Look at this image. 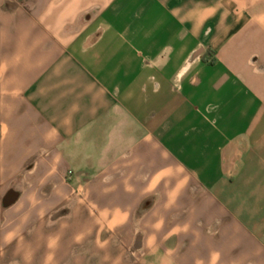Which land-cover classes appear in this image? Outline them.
Segmentation results:
<instances>
[{
    "label": "crops",
    "instance_id": "1",
    "mask_svg": "<svg viewBox=\"0 0 264 264\" xmlns=\"http://www.w3.org/2000/svg\"><path fill=\"white\" fill-rule=\"evenodd\" d=\"M1 256L264 264V0H0Z\"/></svg>",
    "mask_w": 264,
    "mask_h": 264
},
{
    "label": "water",
    "instance_id": "2",
    "mask_svg": "<svg viewBox=\"0 0 264 264\" xmlns=\"http://www.w3.org/2000/svg\"><path fill=\"white\" fill-rule=\"evenodd\" d=\"M18 197H19L18 193L14 191L9 192L5 197L4 205L6 207L13 205L18 200Z\"/></svg>",
    "mask_w": 264,
    "mask_h": 264
},
{
    "label": "rangeland",
    "instance_id": "3",
    "mask_svg": "<svg viewBox=\"0 0 264 264\" xmlns=\"http://www.w3.org/2000/svg\"><path fill=\"white\" fill-rule=\"evenodd\" d=\"M100 258H102V257H98V256H94L93 257V259H100ZM103 258H104L103 259V261H104L103 263L100 260H97V261H95L96 264H113L115 262L116 258L118 259L120 257H115V256L110 257L109 256V257H103ZM0 259H2V262H4L5 257L1 256ZM106 259H108L109 261L107 262Z\"/></svg>",
    "mask_w": 264,
    "mask_h": 264
}]
</instances>
